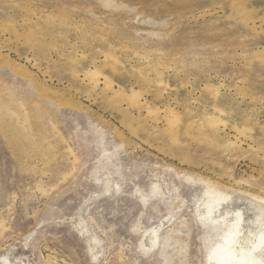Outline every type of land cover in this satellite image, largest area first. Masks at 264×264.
Listing matches in <instances>:
<instances>
[{"label":"rangeland","instance_id":"rangeland-1","mask_svg":"<svg viewBox=\"0 0 264 264\" xmlns=\"http://www.w3.org/2000/svg\"><path fill=\"white\" fill-rule=\"evenodd\" d=\"M262 208L264 0H0V264H216Z\"/></svg>","mask_w":264,"mask_h":264},{"label":"bare ground","instance_id":"bare-ground-1","mask_svg":"<svg viewBox=\"0 0 264 264\" xmlns=\"http://www.w3.org/2000/svg\"><path fill=\"white\" fill-rule=\"evenodd\" d=\"M262 211L264 212V208ZM241 217L239 215L235 232L226 238V245L217 251L218 256H212L213 259H217L216 264H264V222L262 220L257 223V232L252 233V236L247 238L248 241L245 244H248L249 247L240 249V256L237 253L238 250L231 245L242 234L240 231L242 227Z\"/></svg>","mask_w":264,"mask_h":264}]
</instances>
